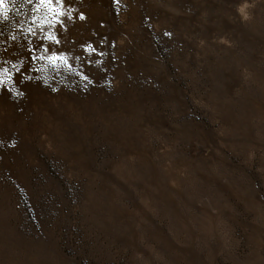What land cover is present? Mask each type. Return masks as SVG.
I'll return each instance as SVG.
<instances>
[{
  "label": "rangeland",
  "instance_id": "obj_1",
  "mask_svg": "<svg viewBox=\"0 0 264 264\" xmlns=\"http://www.w3.org/2000/svg\"><path fill=\"white\" fill-rule=\"evenodd\" d=\"M0 264H264V0H0Z\"/></svg>",
  "mask_w": 264,
  "mask_h": 264
}]
</instances>
